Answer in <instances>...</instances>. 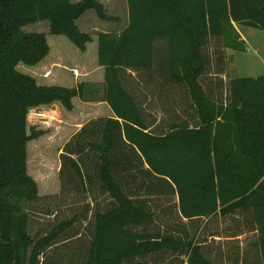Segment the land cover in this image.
<instances>
[{"label": "trees", "instance_id": "16d2710c", "mask_svg": "<svg viewBox=\"0 0 264 264\" xmlns=\"http://www.w3.org/2000/svg\"><path fill=\"white\" fill-rule=\"evenodd\" d=\"M127 5V26L97 33L93 43L95 35L76 20L89 9L113 19L97 0H0V264H65L58 248L73 257L69 264H158L167 256L176 264H219L199 238L224 217L235 223L233 236L250 234L258 257L250 263L264 264V75L229 78L225 99L201 82L210 67L227 70L226 49L245 51L236 25L264 30V0ZM41 20L72 45L23 30ZM20 63L32 74L20 71ZM83 65L101 69L97 99L83 97L84 86L99 77L87 76ZM152 70L186 98L181 112L164 113L172 118L166 128L149 127L156 112L143 110L147 96L134 92L139 81L129 75ZM68 71L73 84H49ZM93 103L104 109L93 115ZM55 105L64 110L67 139L54 141L33 121ZM58 141L60 190L81 191L94 205L35 237L28 209L41 195L28 169L30 145L38 155H55ZM77 218L86 220L87 240L83 228L68 232Z\"/></svg>", "mask_w": 264, "mask_h": 264}, {"label": "rangeland", "instance_id": "374dc122", "mask_svg": "<svg viewBox=\"0 0 264 264\" xmlns=\"http://www.w3.org/2000/svg\"><path fill=\"white\" fill-rule=\"evenodd\" d=\"M93 11V10H91ZM117 14L123 16V11L120 7L116 10ZM109 12V10H108ZM41 24L38 22L28 23L23 26V30L25 32H38L44 30V23L48 25L47 20H41ZM237 30L240 33L241 37L245 41V51H237L233 49H226L225 52L228 55V64L227 70L226 67L224 69V73L222 74V78L220 75L216 74L211 67L207 70V72L202 76L201 82L205 89L212 93L214 91H218L221 94L222 98H226L227 87H228V79L233 77H257L260 75H264V30L258 29L251 26L241 25L237 26ZM48 41H52L56 37L62 39L64 43H68L70 45L71 42L63 35H54L49 32L46 33ZM218 49V48H217ZM94 55L90 54V60ZM31 66L20 63L18 68L20 71L28 74H32L30 70ZM66 79H60L56 82L49 84H59V85H71L73 84V74L72 72H67ZM223 80V87L217 89L216 84L220 83V80ZM48 82V81H47ZM218 85V84H217ZM100 89L97 86H85L83 89V97H98V92ZM53 111L51 112H40L42 114V119H35L36 114H33L34 123L38 127H43L47 129L49 138L63 140L67 139L69 135H63V116L64 110L59 106L55 105L52 107ZM156 115H160V113L156 112ZM80 121L81 123L85 122ZM80 122L74 124L75 126L81 125ZM59 137V138H58ZM65 137V138H64ZM62 144L60 142H55V155H38L36 151V146L30 145V155L28 157V169L32 174L34 179H36L38 183V191L41 195V198L38 202L31 205L28 209L30 215V224L29 229L30 233L35 236L44 235L54 223L62 219H68L72 217L74 214L78 217H81L84 211L90 210L93 207L94 202H91L88 197L84 196L81 191H69V190H60V181L58 178V170H59V154L60 148ZM102 196H98V201L102 200ZM106 201V200H105ZM90 212L87 217H89ZM81 219V218H80ZM83 220V217H82ZM77 220L75 224L68 229V232L80 230L82 229V238L87 240V233L84 230L85 221ZM234 222L229 219V217L224 218H215L213 219L201 233L199 240H203V248L204 251L207 252V256L211 258L213 261H216L219 264H253L250 263L251 260L253 262L257 261V254L250 249L249 247V239L251 237L249 233H241L233 236V226ZM212 233H218L216 236H212ZM80 241L82 239H76ZM55 249L52 247L50 250ZM59 255L65 259L64 263L69 264V262H73L72 256L66 255L64 257V252H62L60 248ZM55 254V253H52ZM57 258V256H55ZM42 260V258H40ZM71 260V261H70ZM176 258L172 256H167L158 264H176Z\"/></svg>", "mask_w": 264, "mask_h": 264}, {"label": "crops", "instance_id": "0c3cea01", "mask_svg": "<svg viewBox=\"0 0 264 264\" xmlns=\"http://www.w3.org/2000/svg\"><path fill=\"white\" fill-rule=\"evenodd\" d=\"M72 2H77L79 0H71ZM100 2L107 13V15L114 17L113 19H101L97 16V14L94 11H91L92 9H89L85 11L77 20L76 24L79 27V29L82 32L90 33L92 35H95L93 38V43L96 40L97 33H120L129 23V14H128V5L127 0H97ZM118 7L121 8L123 11V16H120V14H117ZM109 10V12H108ZM39 24H41L42 21H37ZM238 25H236L237 28ZM44 30L38 31L47 33L49 32V22L48 25L44 23ZM35 32V31H34ZM242 38V37H241ZM57 42H60L62 44H65L60 39H55ZM164 45V39H159L156 42V51L158 53H162ZM74 52V51H72ZM84 55V53H82ZM84 71L87 76L91 75V73L96 74L98 73V83H89L85 86H97L100 91L98 92V97L93 98L90 97V99H97L103 95V85H102V73L101 69L99 67H93L91 68L85 67L83 65ZM155 69V68H153ZM154 74V76H153ZM131 77V81H139L138 85L134 86V92L136 94L146 95L147 101L143 102V110H146L151 113H160V115H156L155 119H151L149 121V127H162L166 128L172 123V118L165 117L164 113H173L174 111L181 112L183 109H185L186 105V98L183 96L180 98V91L174 90L170 88L169 86L162 85L159 81L164 79V75L162 73H156L155 70L150 71V73H143V74H136L135 72H131L129 74ZM217 75V74H214ZM223 77L222 74H218ZM129 77V76H128ZM143 81L146 82V85H143ZM141 84V85H140ZM143 85V86H142ZM84 86V87H85ZM216 93V92H215ZM213 92V94H215ZM175 94V95H174ZM179 94V95H177ZM168 95L171 97L168 100H165ZM173 95V96H172ZM163 96V98L159 99L157 97ZM165 96V97H164ZM175 96V97H174ZM177 97L179 100H177ZM87 98V97H86ZM175 99V104L173 103V100ZM104 104V103H103ZM102 103H93V115L98 114L101 109H104V106ZM106 108V107H105ZM107 111H110V109L107 107ZM163 113V114H162Z\"/></svg>", "mask_w": 264, "mask_h": 264}]
</instances>
